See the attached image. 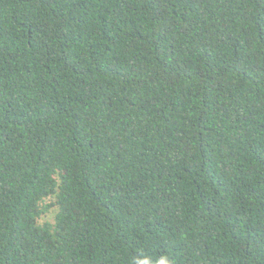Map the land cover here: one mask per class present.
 I'll use <instances>...</instances> for the list:
<instances>
[{"label":"trees","instance_id":"16d2710c","mask_svg":"<svg viewBox=\"0 0 264 264\" xmlns=\"http://www.w3.org/2000/svg\"><path fill=\"white\" fill-rule=\"evenodd\" d=\"M0 264H264V0H0Z\"/></svg>","mask_w":264,"mask_h":264},{"label":"rangeland","instance_id":"374dc122","mask_svg":"<svg viewBox=\"0 0 264 264\" xmlns=\"http://www.w3.org/2000/svg\"><path fill=\"white\" fill-rule=\"evenodd\" d=\"M55 211H56L55 209H52L51 212L46 217H44L42 219V222L43 221H52L54 218Z\"/></svg>","mask_w":264,"mask_h":264}]
</instances>
